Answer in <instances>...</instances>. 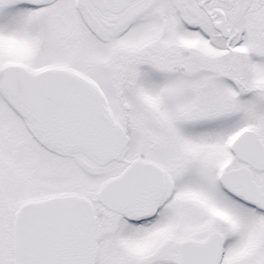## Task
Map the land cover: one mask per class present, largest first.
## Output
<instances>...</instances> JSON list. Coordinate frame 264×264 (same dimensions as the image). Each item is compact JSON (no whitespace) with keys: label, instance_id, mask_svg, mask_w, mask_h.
I'll return each instance as SVG.
<instances>
[{"label":"snow or ice","instance_id":"obj_1","mask_svg":"<svg viewBox=\"0 0 264 264\" xmlns=\"http://www.w3.org/2000/svg\"><path fill=\"white\" fill-rule=\"evenodd\" d=\"M0 264H264V0H0Z\"/></svg>","mask_w":264,"mask_h":264}]
</instances>
